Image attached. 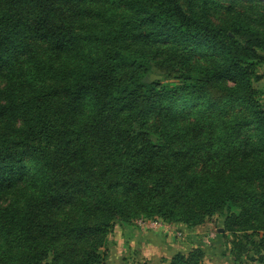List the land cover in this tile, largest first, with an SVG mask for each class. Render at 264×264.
Masks as SVG:
<instances>
[{"label": "trees", "instance_id": "1", "mask_svg": "<svg viewBox=\"0 0 264 264\" xmlns=\"http://www.w3.org/2000/svg\"><path fill=\"white\" fill-rule=\"evenodd\" d=\"M261 64L264 0H0V264H107L117 224L215 216L168 264H264Z\"/></svg>", "mask_w": 264, "mask_h": 264}, {"label": "rangeland", "instance_id": "2", "mask_svg": "<svg viewBox=\"0 0 264 264\" xmlns=\"http://www.w3.org/2000/svg\"><path fill=\"white\" fill-rule=\"evenodd\" d=\"M258 73L261 74L262 79L258 82H255L253 86L259 92L258 93L259 99L262 102V104H264V64L260 65L258 69ZM136 221L137 220L133 221L130 224V228L128 227L130 232L128 233L125 232L123 236L119 235L117 231L113 230L112 234L109 237V243L105 248V253L108 260L107 264H138L142 262H146L147 264H168L169 260L172 258V256L175 253H170L169 251H164L161 252L160 254L154 253L152 255H147V257H151L150 259H147L142 257L143 255L140 253V251L136 250L134 245L131 246L129 245L132 241V238L136 234V230H134L135 227H139L136 224ZM221 222H222L221 217L215 216L210 220H207L202 226L191 230L187 234L182 232L183 234L180 237L176 236V232L179 230H177V228L170 227L171 225H169V227H166L165 225H161V226L150 225V227L147 226L146 229L163 228L164 230H166V232L170 233L169 237L171 239H176L174 240V244L180 245L181 247L187 246L188 243L189 244L188 249H192L193 247H196L200 242L201 244H203L204 249H207L206 247L209 246V250H211L210 247H212V249H214L213 247H215L213 245L212 240H216L217 233L221 232L220 230H222ZM173 235L175 237H173ZM231 240L232 237L229 234H226V236L222 237V239L220 240V242L222 243L220 245L222 246L225 255L226 253L227 254L229 253ZM158 241L160 242L159 239ZM174 248L176 249L177 247ZM185 248L187 249V247ZM186 249L183 250L182 253L187 252ZM217 260L221 261V264H234V261L231 257L224 258L217 256ZM237 262H238L237 264H258L257 262H254L248 258L246 259L245 257L238 260Z\"/></svg>", "mask_w": 264, "mask_h": 264}, {"label": "crops", "instance_id": "3", "mask_svg": "<svg viewBox=\"0 0 264 264\" xmlns=\"http://www.w3.org/2000/svg\"><path fill=\"white\" fill-rule=\"evenodd\" d=\"M129 225V226H128ZM166 227L177 228L179 229V226L174 225V224H167L164 223ZM130 224H125V225H116L114 228V231H117L119 235L123 236V234L126 232H130L129 228ZM126 228V229H124ZM147 227H133L134 230H136L135 236L132 238L131 243L129 244L134 245L137 251H140V253L143 255L142 257L150 259L151 257H147V255H152L154 253H161L164 251H169L170 253H176V252H183L187 247L188 251V243L187 246H180L177 244H174V240L176 239H171L170 233L166 232L163 228H153V229H146ZM133 231V230H132ZM175 235V234H174ZM173 235V237H175ZM160 240V242L158 241ZM178 240V239H177ZM174 247H177L176 249ZM175 249V250H174ZM186 253V252H185ZM221 264V261L217 260V256L214 254H206L202 264Z\"/></svg>", "mask_w": 264, "mask_h": 264}, {"label": "built area", "instance_id": "4", "mask_svg": "<svg viewBox=\"0 0 264 264\" xmlns=\"http://www.w3.org/2000/svg\"><path fill=\"white\" fill-rule=\"evenodd\" d=\"M136 224H137L139 227H143V228H145V227H147V226L150 227V225H153V226H161V225H163L164 223L161 222L160 220L148 221V220H144V219H139V220L136 221ZM176 236H177V237H180L181 234L178 233V232H176Z\"/></svg>", "mask_w": 264, "mask_h": 264}, {"label": "water", "instance_id": "5", "mask_svg": "<svg viewBox=\"0 0 264 264\" xmlns=\"http://www.w3.org/2000/svg\"><path fill=\"white\" fill-rule=\"evenodd\" d=\"M221 231V230H220Z\"/></svg>", "mask_w": 264, "mask_h": 264}]
</instances>
